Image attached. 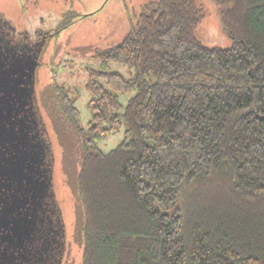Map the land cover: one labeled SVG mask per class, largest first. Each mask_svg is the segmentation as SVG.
Returning a JSON list of instances; mask_svg holds the SVG:
<instances>
[{"label": "trees", "instance_id": "1", "mask_svg": "<svg viewBox=\"0 0 264 264\" xmlns=\"http://www.w3.org/2000/svg\"><path fill=\"white\" fill-rule=\"evenodd\" d=\"M210 2L233 45L196 37L195 0L148 3L88 69L86 129L76 87L54 82L39 94L47 170L51 141L83 219L82 264H264V0ZM38 27L39 17L30 33ZM124 127L128 140L97 149Z\"/></svg>", "mask_w": 264, "mask_h": 264}, {"label": "water", "instance_id": "2", "mask_svg": "<svg viewBox=\"0 0 264 264\" xmlns=\"http://www.w3.org/2000/svg\"><path fill=\"white\" fill-rule=\"evenodd\" d=\"M42 15L46 27L30 33L36 17L27 25L26 41L0 28V264H59L64 248L55 158L47 170V130L36 89L41 56L55 27L52 16L47 14L53 19L48 23Z\"/></svg>", "mask_w": 264, "mask_h": 264}, {"label": "rangeland", "instance_id": "3", "mask_svg": "<svg viewBox=\"0 0 264 264\" xmlns=\"http://www.w3.org/2000/svg\"><path fill=\"white\" fill-rule=\"evenodd\" d=\"M157 1L159 0H0V28H6L13 38L22 42L29 38L27 25L42 14L52 16L55 19L53 26L56 28L73 22L49 39L41 56L36 89L40 94L47 85L54 82L76 87L80 95L77 101L78 125L86 129L92 116L88 104L93 98L86 88L88 69H99L101 59L98 51L121 43L136 26L142 7ZM195 1L203 8L204 14L195 31L196 37L209 48H230L233 42L223 29L217 7L210 0ZM108 71L118 72L126 78H131L134 73L127 65L118 63H110ZM132 94L120 95L123 109ZM128 139L124 127L119 134L99 140L96 147L107 153ZM53 150L54 188L62 215L60 221L64 223V248L59 264H82L83 219L78 212L76 198L64 183L63 149H57L53 145ZM65 153L68 151H64Z\"/></svg>", "mask_w": 264, "mask_h": 264}, {"label": "bare ground", "instance_id": "4", "mask_svg": "<svg viewBox=\"0 0 264 264\" xmlns=\"http://www.w3.org/2000/svg\"><path fill=\"white\" fill-rule=\"evenodd\" d=\"M0 17H1V16H0ZM3 18H4V17H3ZM3 20H4V19H3ZM8 22H9V21H8ZM9 23H10V22H9ZM10 24H11V23H10ZM11 25H13V24H11ZM11 25H10V26H11ZM13 26H14V25H13ZM6 27H7V26H6ZM14 29H15V28H14Z\"/></svg>", "mask_w": 264, "mask_h": 264}]
</instances>
